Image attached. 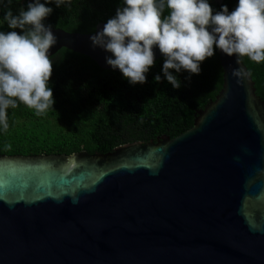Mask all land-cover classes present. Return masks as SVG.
Segmentation results:
<instances>
[{"label":"water","instance_id":"obj_1","mask_svg":"<svg viewBox=\"0 0 264 264\" xmlns=\"http://www.w3.org/2000/svg\"><path fill=\"white\" fill-rule=\"evenodd\" d=\"M105 24L52 29L49 56L66 48L113 70L90 40ZM218 52L222 90L174 139L0 155V264H264V101L245 64Z\"/></svg>","mask_w":264,"mask_h":264},{"label":"trees","instance_id":"obj_2","mask_svg":"<svg viewBox=\"0 0 264 264\" xmlns=\"http://www.w3.org/2000/svg\"><path fill=\"white\" fill-rule=\"evenodd\" d=\"M27 0H13L16 12ZM122 0H72L71 7L56 8L45 23L52 29L93 33L99 23L116 14ZM238 0H210L215 11L226 5L233 11ZM0 6V31H12L3 20ZM167 12H165V15ZM18 33L19 29L16 30ZM53 73L50 86L54 110L37 116L20 104L8 110L9 128L0 132V155H70L81 151L108 154L127 144L163 137L174 139L194 126L205 107L215 101L223 88V69L218 50L201 65V74L181 73L183 86L175 90L163 78V59L155 61L147 83L130 85L120 71L105 70L89 57L62 48L50 57ZM264 101V63L242 59ZM161 76V82L155 77Z\"/></svg>","mask_w":264,"mask_h":264},{"label":"clouds","instance_id":"obj_3","mask_svg":"<svg viewBox=\"0 0 264 264\" xmlns=\"http://www.w3.org/2000/svg\"><path fill=\"white\" fill-rule=\"evenodd\" d=\"M71 3L27 0L14 12L13 0H0L3 20L12 30L0 31V132L9 128L10 108L23 104L37 116L54 110L49 50L57 37L45 23L53 13L46 5L68 9ZM90 40L94 48L111 54L106 63L132 86L147 83L158 48L164 56L163 78L179 90L180 74L187 72L189 81L200 75L202 63L216 50L235 56L237 65L244 57L264 63V0H238L231 12L226 5L214 12L210 0H122L115 16ZM241 71L237 67L233 75L239 77ZM155 82H161V76Z\"/></svg>","mask_w":264,"mask_h":264}]
</instances>
